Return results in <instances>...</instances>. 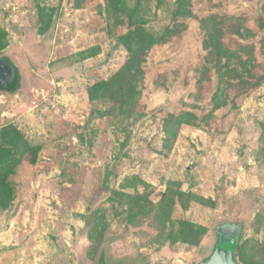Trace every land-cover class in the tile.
I'll return each instance as SVG.
<instances>
[{"label":"rangeland","instance_id":"obj_1","mask_svg":"<svg viewBox=\"0 0 264 264\" xmlns=\"http://www.w3.org/2000/svg\"><path fill=\"white\" fill-rule=\"evenodd\" d=\"M115 3L0 0V58L21 76L18 91H0V142L9 129L39 149L35 163L16 150L7 159L11 193L0 194V215H8L3 231L15 235L10 252L28 264H200L215 248L216 228L232 222L244 225L246 264H264L262 2L190 0L187 19L174 16L181 0H125L119 10ZM212 15L241 19L244 37L231 33L223 43L262 78L259 85L227 78L220 90L227 105L205 120L219 86L215 70L198 84L207 54L201 19ZM179 22L186 31L165 34ZM137 25L158 40L142 77L129 73L118 41ZM100 82H109L112 97L92 101ZM185 112L195 123L176 126ZM171 183L212 201L193 199L186 209L183 201L161 214L166 231L180 220L204 227L199 245L171 243L155 218ZM115 191L138 192L152 211L131 220L133 201Z\"/></svg>","mask_w":264,"mask_h":264},{"label":"trees","instance_id":"obj_2","mask_svg":"<svg viewBox=\"0 0 264 264\" xmlns=\"http://www.w3.org/2000/svg\"><path fill=\"white\" fill-rule=\"evenodd\" d=\"M125 0H116L115 3V9L119 10L120 4H124ZM262 2L263 8H264V0H260ZM190 0H181V3L174 13L175 17L180 19H187L192 17V12L189 9ZM241 19L239 17L235 16H224L220 17L218 15H212L208 18L201 19V26L202 29L205 32V39L203 41V45L205 47V50L207 52L205 58H204V67L201 70V75L203 76L198 80V84L200 87H202V83L205 79H209L207 74H210L213 70L218 74L219 76V86L218 90L215 93L213 97V104L214 107L209 112V114L205 117L206 119L211 118L214 115V112L227 105L226 101H222L220 98V90L221 86L224 83L227 78H233V79H239V82L241 84H253L250 83L252 80L254 81V85H259V80L262 78H255V76L252 74V72L248 69L247 62L242 59L241 56L237 53V51H231L227 48V46L223 43V38L227 36L228 34H236L238 36L244 37L245 29L243 30L242 26L240 25ZM260 28L264 30V20H261L259 22ZM187 25H185L184 22L176 23L175 26L170 27L166 29L165 34H169L172 36H178L181 35L184 31L187 30ZM119 43H121L129 52V60L126 63V68H128L129 73L131 72L133 75H139L143 76V70L141 62L143 58L146 56V54L150 51V49L158 43V40L148 33V31L141 25H137L134 27H131V29L118 37ZM246 47H243V49ZM4 59L12 64V61L6 58H0ZM233 60L237 62V65H241L242 72H239V69L234 66L232 63ZM13 65V64H12ZM14 66V65H13ZM16 69L17 77L16 82L13 84L9 89L8 92L15 93L20 88V82H21V76L19 75L18 68L14 66ZM110 84L109 82H100L96 85H94L91 89V100H98V99H105L108 97H112L110 95ZM117 109L123 110V105H119L116 103ZM103 116L109 114L102 113ZM197 117L191 113V112H185L183 113L177 120H176V126L183 125L184 123L193 124L195 123V120ZM263 125V136H264V124ZM11 130L5 129L3 134V144L0 142V194L3 196H9L11 191L9 189V186L6 185L5 181L7 180L10 171L8 168L10 167V164L8 163L7 159L11 156L12 151H21L22 155H25L27 153L32 154V162L35 163L37 160V153L38 148H32L29 147L27 143L24 141L20 142L18 141L19 133L10 132ZM170 134L176 133V131H172L169 129L168 131ZM5 144H9L11 147L6 148ZM7 161V162H6ZM174 184L171 183L167 191L163 195V199L161 201V204L158 207V211L156 213V219L159 220V222L162 225V231H165V238L168 239L171 243L175 242H182V243H188L192 245H199L201 233L207 232V230L204 227L194 225L193 223L186 221V220H180L173 222L172 228L166 231L167 229V223L164 221H161V214L166 213L167 215H170L172 213V209L176 206L177 203L182 204L183 201L186 202L185 209L188 207L187 203L191 200H198L202 203H211L212 201L206 200L203 198H200L193 193L184 192L181 190H175L173 188ZM115 194H118L120 197H126L127 199L133 201L130 205V209L128 211V217L133 220L137 216H147L150 214L149 210L150 206L147 204H141V198L139 196V193H135L134 195L127 194L125 192L115 191ZM8 198V197H7ZM141 204V207H136L137 203ZM136 203V204H135ZM134 204V205H133ZM184 204V203H183ZM137 209V210H136ZM96 218V215H93ZM225 224V223H223ZM222 225V224H220ZM241 244V242H240ZM239 244L238 250H237V259L238 254H241V261L246 264V258L244 257V254L242 253V246ZM239 262V263H242Z\"/></svg>","mask_w":264,"mask_h":264},{"label":"water","instance_id":"obj_3","mask_svg":"<svg viewBox=\"0 0 264 264\" xmlns=\"http://www.w3.org/2000/svg\"><path fill=\"white\" fill-rule=\"evenodd\" d=\"M16 69L8 61L0 59V91L8 89L16 82ZM244 232L241 223L227 222L216 228L218 241L210 257L200 264H241L237 250Z\"/></svg>","mask_w":264,"mask_h":264},{"label":"crops","instance_id":"obj_4","mask_svg":"<svg viewBox=\"0 0 264 264\" xmlns=\"http://www.w3.org/2000/svg\"><path fill=\"white\" fill-rule=\"evenodd\" d=\"M10 214V213H8ZM6 215H0V229L2 231L1 233V239L3 240L2 245L3 247H0L1 249L4 248V250H9L8 252L1 253L0 256V264H28L26 261H24L22 258L19 257V255H16V253L10 252L13 250L16 246L15 242V235L13 234V228L10 227L8 230L3 231V221L2 219L7 218ZM17 249V248H16Z\"/></svg>","mask_w":264,"mask_h":264}]
</instances>
